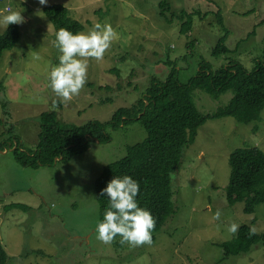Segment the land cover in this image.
I'll return each mask as SVG.
<instances>
[{"label": "rangeland", "instance_id": "rangeland-1", "mask_svg": "<svg viewBox=\"0 0 264 264\" xmlns=\"http://www.w3.org/2000/svg\"><path fill=\"white\" fill-rule=\"evenodd\" d=\"M0 0V11H21L18 42L0 56V141L15 135L23 149H34L39 115L55 111L65 124L108 121L115 110L129 107L142 96L155 75L164 79L170 65L186 83L205 61L216 70L229 60L251 70L264 47V0ZM59 3L71 11L88 32L95 23H108L118 38L100 62L89 61L88 79L79 96L61 103L49 87L48 74L59 64L52 46L54 28L43 8ZM181 10L194 13L190 32L179 31ZM227 28L226 54L212 47L223 35L215 13ZM5 28L0 26V33ZM191 43V44H189ZM234 92L218 94L193 88L195 107L212 113L228 104ZM57 106L53 108V102ZM259 121L237 122L233 117L209 118L185 147L178 170L171 176L173 212L155 235L153 244L130 247L105 245L95 231L100 221L94 182L103 167L124 156L128 145L146 138L137 121L107 128L110 141H90L87 150L51 166H23L10 149H0V240L7 264H264V246L224 261L220 244L234 235L232 222L255 226L264 233V204L251 214L244 201L229 205L225 189L230 175L228 158L236 148L258 147L264 152V107ZM3 132V133H2ZM2 135V136H1ZM20 203L27 209L6 206ZM221 210L219 221L212 220Z\"/></svg>", "mask_w": 264, "mask_h": 264}, {"label": "trees", "instance_id": "trees-1", "mask_svg": "<svg viewBox=\"0 0 264 264\" xmlns=\"http://www.w3.org/2000/svg\"><path fill=\"white\" fill-rule=\"evenodd\" d=\"M162 10H168L166 0H160ZM47 20L52 24L54 33L66 28L74 34L83 29V25L71 16V11L63 4L54 3L43 8ZM194 13L181 10L179 31L190 32ZM216 21L223 30L211 53L214 56L226 54L227 28L218 10ZM17 25H9L0 33V56L3 51L11 49L19 40ZM191 44V43H189ZM170 69L164 79L152 75L142 96L129 107H120L114 111L108 121L88 120L80 125L65 124L57 119L55 111H43L39 115V133L34 149L22 148L19 138L8 136L0 141V149H10L16 161L23 166H51L59 161L82 155L90 141L108 142L110 135L106 129H116L132 121L139 122L146 131V138L126 147L120 159L106 164L94 182V190L99 204L100 221L108 207V198L101 196V190L115 176H131L139 182L140 191L137 202L140 207L151 212L156 219L152 232V244L156 233L165 224L173 212V190L171 176L181 162L185 147L191 144L198 128L207 119L231 116L237 122L250 123L259 121L264 107V47L259 59H254L251 70L240 62L229 60L227 64L214 70L205 61L199 63L197 73L186 83L177 77L176 65L168 61ZM193 88H202L207 92L218 94L232 89L234 94L228 104L217 108L212 113L200 112L193 102ZM3 121L0 119V125ZM3 133V132H2ZM2 136V135H1ZM230 175L225 189V198L229 205L244 201L243 211L254 212L258 204H264V152L258 147L236 148L228 158ZM13 207L26 210L27 206L12 203ZM250 225L242 224L238 233L230 240L220 244L223 256L227 257L245 253L253 245L264 246V233L249 236ZM120 237H116L115 246H121ZM8 256L0 240V264H7Z\"/></svg>", "mask_w": 264, "mask_h": 264}, {"label": "clouds", "instance_id": "clouds-1", "mask_svg": "<svg viewBox=\"0 0 264 264\" xmlns=\"http://www.w3.org/2000/svg\"><path fill=\"white\" fill-rule=\"evenodd\" d=\"M40 5H47L48 0H38ZM10 7L0 11V26L5 29L9 25H22L25 18L21 11H9ZM118 38V33L108 23H95L88 32L73 33L66 28H60L51 42L60 55L59 64L53 67L49 74V87L61 103L71 102L79 96L88 79L89 61L100 62L107 50ZM57 106L53 102V108ZM139 182L131 176H115L100 195L108 198V207L102 221L96 225L97 239L110 245L119 236L121 245L139 247L152 244V232L156 219L151 212L139 206ZM222 212L217 210L212 220L219 221ZM240 225L232 222L227 231L230 235L238 233ZM256 234L255 226L249 228V236Z\"/></svg>", "mask_w": 264, "mask_h": 264}]
</instances>
